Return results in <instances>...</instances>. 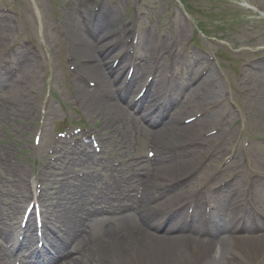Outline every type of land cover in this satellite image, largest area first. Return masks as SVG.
<instances>
[{
	"label": "bare ground",
	"instance_id": "6f19581e",
	"mask_svg": "<svg viewBox=\"0 0 264 264\" xmlns=\"http://www.w3.org/2000/svg\"><path fill=\"white\" fill-rule=\"evenodd\" d=\"M66 2L67 11L65 13L68 16H71V9L73 2L80 1V0H64ZM114 23L119 24L118 16L112 18V20H109L104 27L109 28L111 32H115L117 34L115 35V41L119 44L120 39L122 37V28L117 27ZM102 27V28H104ZM68 33H69V45L68 49L72 52L73 55H75L76 60L79 61L80 58H87L91 57L93 58V64L91 66H79V72L86 74L87 76L91 78H97L100 82L99 89H101L99 92H95L94 90H88L85 87L79 88V94L81 101L83 102L85 114L91 113L93 116H98L103 123H110L112 125V132L113 133H124L125 135L115 138L114 141L120 140L121 142H127L135 140H141L140 135L138 131L142 129V127H136L133 123L135 121V118L130 117L124 111L121 109V107L118 105V103L115 102L116 99L112 101H107L104 98L101 97V92H108L112 90V88L115 87L114 83L117 78L105 79L104 77V71L110 69L109 67H105L104 65H101L100 62L97 60V50L93 47L91 42L88 40H84L77 31V25L74 22V19L72 21V25L69 27L67 26ZM99 39V37H98ZM154 40L151 37H147L144 43L146 45L153 43ZM103 46H101L100 49H102ZM98 49V50H100ZM113 50L108 51L106 54L112 53ZM105 54V55H106ZM199 64V63H197ZM108 68V69H107ZM142 74V69L138 70V72L135 74V78H137L139 75ZM213 74L210 72L209 80H213ZM114 77V76H113ZM136 86V82L134 80L131 81L128 88L122 92L119 96V98H124L125 96L130 95L132 89ZM163 94L160 93H154L150 95L147 99H144L142 101V104L136 105V109L138 110V113L135 114L136 117L140 118V120L143 121V126L145 129H143L142 134L147 135L150 137H153V139L157 142V145H164L169 147L177 146L183 142H185L189 134L192 135V129L196 125H189L184 126L182 128H176L172 126L171 122L168 120L164 127L161 129H156L155 124L156 121L161 118L162 114L159 111H151V104H159V106L163 107V102L168 99H166L165 96H162ZM209 95H205L203 98V101L210 100ZM122 100V99H121ZM121 119V123H118L116 121ZM37 119L38 118V112H34L33 117L30 119ZM29 120L26 117V121ZM129 121H131L129 123ZM204 122L207 121V119L203 120ZM26 126V125H25ZM198 126V125H197ZM106 130L109 131V129L106 128ZM133 133H135V136H133ZM137 135V136H136ZM113 142V140H111ZM66 158V157H65ZM2 160V159H1ZM178 165L184 164L182 161H179L177 163ZM186 165V163L184 164ZM75 166V165H74ZM74 166H70V163H68V166L66 169L70 171V173L74 170ZM3 170L6 172V174H9L10 170H13V165H8L5 162H3ZM1 168V167H0ZM177 168L173 169L172 164L165 166L164 168L159 169V173L169 175V176H175L177 175ZM114 172V169L112 170ZM69 173V174H70ZM1 174V172H0ZM45 174L41 180V183L44 186L43 194L41 196L44 197V204L48 203L47 205H43L44 212H43V219L46 220V224H48L49 227L52 228L53 234H48V237L51 239L52 243L55 244L57 242V239L55 238V235L60 233V237L62 238H72V242L70 246L73 248V253L67 254L63 250L52 251L49 253L45 259V264H56L58 259V255L64 254V257L67 260H76L84 263V264H107L111 259H113L117 264H129L130 255H134V257H137L139 259L140 264H146L151 259H154V257L157 259H161V262H169V259L171 260V257L168 256V248L173 250H181L184 243H182L179 239L172 238H164L166 241H158L157 238L153 237L145 231V223L147 222L150 229L154 230L152 226L155 223V219L151 217L147 220L148 217L144 219V221H139L142 219H139L137 216L131 213H125L124 215L120 217H108V214L103 216L107 218L108 220L116 221V224L104 227V229H96V232L102 231V234H111L113 233L119 226L129 225V224H135L137 226L140 225L141 229V238L137 239L132 236H128L125 234H118L117 232L114 233L115 235L112 236L111 240L105 244H102L103 241H101L97 236L96 239H92L91 244L100 243L99 245L95 246L94 250L92 252H89L84 256V253L82 255L81 247V240L83 238L80 236L77 237L79 232L82 231L85 227L84 218H87L88 220V210L89 209H95L96 206L104 202L102 198H99L95 202H93L92 205L87 204L86 198L89 196V194L85 197V194L89 192V189H95L100 186L97 184H93L92 177L89 179V175L85 176L84 180L76 178L73 183H77V186L74 184L71 187L70 182L65 181H59L54 176V173H48V176ZM5 176V174H4ZM22 177L26 178V175L24 172H22ZM18 178V177H17ZM1 181V180H0ZM86 182L92 183V186L89 188H86ZM2 183V182H1ZM19 184V183H18ZM15 184V185H18ZM55 186V187H54ZM67 188V191L65 192V188ZM53 190V193H52ZM13 193H15L14 198L17 200L16 203V209L13 212H17L20 208V206L24 203V200H26V193H27V187L23 185V183H20L18 187L14 190ZM54 193L56 194L55 197L53 196ZM132 200V199H129ZM2 201V198H0V202ZM134 201V200H133ZM54 205V206H53ZM143 208L146 212H150L152 208H150L146 203L143 204ZM13 215L12 211L8 209V207H4L0 203V237L4 236V240L7 241L8 238L6 234L8 233V227L6 226L5 219L9 216ZM76 217L79 218L77 229L74 230L73 227H70V224H72V219ZM12 219V218H11ZM147 220V221H146ZM98 224H94V226H97ZM73 228V230H71ZM167 229V228H166ZM165 229V230H166ZM156 230H154L155 233ZM170 231V230H168ZM166 231L167 233H170ZM165 232V231H164ZM71 233V234H70ZM118 234V235H116ZM100 240L99 242H97ZM261 245H264V242H258ZM128 244V245H127ZM129 245L133 248L132 254H129ZM165 245V247H163ZM227 245H233V244H227ZM227 245H221L219 246L218 250L214 252L215 255H211V257H208L207 254H205V261L209 262L208 264H224V262H228L227 260V254L230 251L238 252L241 254V257L245 255L246 253H242V248L239 247L235 250L227 249ZM89 246V242L86 244V247ZM168 247V248H166ZM256 248V246H255ZM257 249V248H256ZM166 250V251H165ZM85 251V250H84ZM204 254V253H203ZM151 256L153 258H151ZM213 258V259H211ZM229 258V256H228ZM248 260L247 257L244 258L243 256V262L241 264H247ZM36 264V263H34ZM42 264H44L42 262ZM173 264H179L178 262H173ZM228 264V263H227ZM229 264H232L231 261H229Z\"/></svg>",
	"mask_w": 264,
	"mask_h": 264
},
{
	"label": "rangeland",
	"instance_id": "374dc122",
	"mask_svg": "<svg viewBox=\"0 0 264 264\" xmlns=\"http://www.w3.org/2000/svg\"><path fill=\"white\" fill-rule=\"evenodd\" d=\"M151 4L156 3V7L159 8L158 12L160 18L162 16L166 15L170 11L174 9V5L179 2L183 3L182 1L188 3V7H186V13H188L187 18L185 17L184 24L182 26V38L179 39L180 43H185L189 40V43L191 42H197L198 35L199 38H203L200 34H198L197 31L200 29L202 32L209 37H216L219 38L222 42L226 43L229 47H237L242 48L246 50L251 49H264V23L262 21H258L256 24L247 23L248 19H251L254 17L253 14L248 13L247 11L241 9L238 4H236L233 0H147ZM233 1V2H232ZM254 4H258L260 8L264 10V0H251ZM62 6H63V17L57 18L58 23H55L56 19L53 17L54 10L52 9V3L53 0H35L36 7H38V13L40 17V23H42V26L46 30L49 28H55L59 27L63 30H66V26L70 25L71 17H68L65 13L67 11L66 2L62 0ZM0 9H9L12 8L13 10L19 12V17L15 20L16 24L15 27L11 30H8L6 34L4 35V39L0 40V47L5 48L7 47V44L10 43V45H13L16 42H20L22 39H38V33L40 29V25L38 28V20L33 11H31V8L27 4L26 0H0ZM175 3V4H173ZM130 6V3H128ZM60 5V7H61ZM226 5V6H225ZM28 7V8H27ZM128 7V6H127ZM74 8V7H73ZM72 8V11H73ZM181 10V11H180ZM180 12L178 13V16L180 15L182 17V9L180 7ZM155 12V8L153 9ZM151 10V12H153ZM178 10H175V14ZM30 12V13H29ZM55 14V13H54ZM74 15V13H73ZM156 15V14H155ZM177 16V14H176ZM256 16V15H255ZM15 17V16H14ZM61 21V22H60ZM182 21L183 19H178L177 25ZM163 23V18L161 19V24ZM35 24V25H34ZM176 25V26H177ZM222 25L224 28H221ZM7 29V28H6ZM9 29V28H8ZM45 29H40L41 31H45ZM197 29V30H196ZM56 34L54 32H50L48 34L47 41H44V49H52L51 54L54 62H56V65L54 66V71L58 72L60 74L62 71H59V67L66 65L65 62V55L64 51L68 52L67 50V43L66 42H59L57 38L55 37ZM202 40V39H201ZM204 41V40H202ZM58 42L59 46L57 48H54V44ZM204 45H206L208 48L215 50V47H211L208 44L204 42ZM58 51H60V56H58ZM230 62V65L226 68L224 67V64L222 66L224 67V72L228 76L233 75V72L236 70L237 65L241 62L247 59V56H243L242 58H237L236 56H230L225 55ZM37 73L38 72L37 69ZM41 75V74H40ZM48 75V74H46ZM36 77L39 76L36 75ZM47 77V76H46ZM57 83V82H56ZM54 81V86H51V90L54 91L58 88L61 95L63 96V100L57 101L56 99L53 100L51 104L54 103L55 106V112L58 113L61 111V115L58 119V121L54 120L51 121L50 128L53 124H58V127H62L65 124L69 123H75V124H84L85 123H91L86 120H91V117L87 115H81L76 109H73L71 107V104H69V100L67 99L68 95L66 94V90L64 87V83L58 82L57 84ZM29 89H34L32 86L29 87ZM43 84L41 83V87L38 91V94L35 93V95H32L30 97V101L36 100L37 103H42L43 101L51 100L49 96L47 97L45 94V91H43ZM16 116L18 117L17 113ZM249 117V124L242 125L243 121H240V119H235V127L242 126L246 134L243 135L244 138H255V137H264V109L256 105V110H254L250 113ZM94 119V118H93ZM10 119L0 120V146L8 145L10 140L12 141V149H10L11 154H16L17 151H19V144H22L23 142H20L18 145L15 144V139L22 134L20 133L19 129H15V127L18 125V122L14 120L12 123V128L10 129L8 126V122ZM243 120L247 121V116L243 117ZM98 119H96V122H93L98 124ZM249 126H251L249 128ZM9 128V129H8ZM8 133L11 134V139L7 141ZM6 137V138H5ZM25 137L28 140V134H25ZM30 139V138H29ZM19 141V140H18ZM231 145V144H230ZM10 146V145H9ZM234 147V149H239L240 146H238V142L236 141L231 145ZM262 147V146H260ZM252 149L254 150V157L255 160L257 159V156L259 155V149H257V146L253 143H250L248 152H252ZM21 151V150H20ZM19 151V152H20ZM262 157V156H261ZM264 158V157H263ZM201 159L197 160L196 164ZM254 160V161H255ZM26 161H29L26 159ZM28 165L27 167H29ZM258 170L260 173H264V161H261L258 163ZM189 167H187L186 170H188ZM32 171H36V169H32ZM186 172V171H185ZM165 247V246H163ZM230 257L234 256V252H229ZM169 258L170 255L168 254ZM156 259L154 257V260L151 259L152 262H147L146 264H172L173 260L169 259V262H161V259L159 256ZM152 258V256H151Z\"/></svg>",
	"mask_w": 264,
	"mask_h": 264
}]
</instances>
